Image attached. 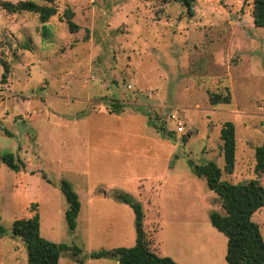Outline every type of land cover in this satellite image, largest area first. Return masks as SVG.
<instances>
[{
  "label": "rangeland",
  "instance_id": "374dc122",
  "mask_svg": "<svg viewBox=\"0 0 264 264\" xmlns=\"http://www.w3.org/2000/svg\"><path fill=\"white\" fill-rule=\"evenodd\" d=\"M253 1L196 0L190 13L169 0H55L46 24L0 6V79L1 63L8 68L0 155L24 164L14 173L0 162V225L9 232L37 213L42 238L80 249L58 264H117L89 254L135 243L133 212L112 197L119 191L142 206L159 256L226 264V238L208 218L222 209L188 162H214L222 180L264 187L253 171L264 143V27L253 24ZM209 93L228 94L230 104L210 105ZM224 122L235 127L231 175L223 172ZM61 180L80 202L73 233ZM251 219L264 241V207ZM0 264H27L23 242L0 237Z\"/></svg>",
  "mask_w": 264,
  "mask_h": 264
},
{
  "label": "trees",
  "instance_id": "16d2710c",
  "mask_svg": "<svg viewBox=\"0 0 264 264\" xmlns=\"http://www.w3.org/2000/svg\"><path fill=\"white\" fill-rule=\"evenodd\" d=\"M177 2L191 13V6L196 0H169ZM46 5H37L32 1H19L15 4L0 0V6L7 13L16 14L27 12L38 15L40 23L46 24L56 15L55 0H45ZM67 29L76 33L78 26L72 21L73 13L66 10L63 14ZM251 17L255 27H264V0H254ZM3 74L0 81L6 80L7 65L1 63ZM210 105H228V94L222 96L209 93ZM119 107V106H115ZM222 142L223 172L231 175L235 166V127L232 122H224L219 133ZM254 173L264 174V143L254 152ZM0 162L14 173L24 170V164L14 154L6 152L0 155ZM194 175L205 181L206 187L216 196L222 212L208 214L211 226L226 238L224 260L226 264H264V241L259 227L252 221V215L264 207V187L256 180L242 184H231L221 179L222 171L214 162L196 165L188 162ZM59 191L63 195L67 209L64 219L67 229L73 233L76 218L80 211V202L69 182L61 180ZM114 200L127 205L133 212L135 243L129 248H114L91 252L90 259H115L117 264H177L169 257L159 256L150 247V242L143 229L144 212L139 202L130 195L116 191ZM9 234L19 239L25 245L27 264H58L61 254L71 251L73 256L80 254L76 246L69 247L45 240L39 233V215L35 213L31 218L14 220L10 231L0 225V237Z\"/></svg>",
  "mask_w": 264,
  "mask_h": 264
},
{
  "label": "built area",
  "instance_id": "2783aa9c",
  "mask_svg": "<svg viewBox=\"0 0 264 264\" xmlns=\"http://www.w3.org/2000/svg\"><path fill=\"white\" fill-rule=\"evenodd\" d=\"M178 131H181V129H179Z\"/></svg>",
  "mask_w": 264,
  "mask_h": 264
},
{
  "label": "crops",
  "instance_id": "0c3cea01",
  "mask_svg": "<svg viewBox=\"0 0 264 264\" xmlns=\"http://www.w3.org/2000/svg\"><path fill=\"white\" fill-rule=\"evenodd\" d=\"M60 260V259H59Z\"/></svg>",
  "mask_w": 264,
  "mask_h": 264
}]
</instances>
